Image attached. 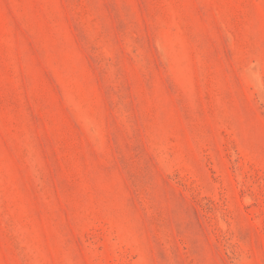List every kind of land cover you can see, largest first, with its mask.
I'll return each instance as SVG.
<instances>
[{"label": "rangeland", "instance_id": "obj_1", "mask_svg": "<svg viewBox=\"0 0 264 264\" xmlns=\"http://www.w3.org/2000/svg\"><path fill=\"white\" fill-rule=\"evenodd\" d=\"M0 264H264V0H0Z\"/></svg>", "mask_w": 264, "mask_h": 264}]
</instances>
